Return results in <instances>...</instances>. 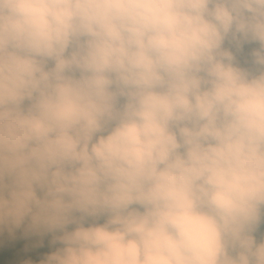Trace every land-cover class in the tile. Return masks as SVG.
<instances>
[{"label": "clouds", "instance_id": "1", "mask_svg": "<svg viewBox=\"0 0 264 264\" xmlns=\"http://www.w3.org/2000/svg\"><path fill=\"white\" fill-rule=\"evenodd\" d=\"M0 264H264V0H0Z\"/></svg>", "mask_w": 264, "mask_h": 264}]
</instances>
